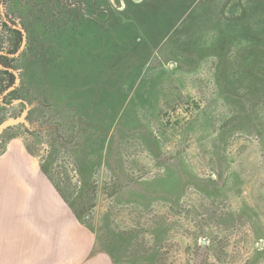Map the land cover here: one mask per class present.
<instances>
[{
  "label": "rangeland",
  "instance_id": "obj_1",
  "mask_svg": "<svg viewBox=\"0 0 264 264\" xmlns=\"http://www.w3.org/2000/svg\"><path fill=\"white\" fill-rule=\"evenodd\" d=\"M173 3L0 0V222L19 164L113 264H264V15Z\"/></svg>",
  "mask_w": 264,
  "mask_h": 264
},
{
  "label": "crops",
  "instance_id": "obj_2",
  "mask_svg": "<svg viewBox=\"0 0 264 264\" xmlns=\"http://www.w3.org/2000/svg\"><path fill=\"white\" fill-rule=\"evenodd\" d=\"M205 1L223 13L235 14V10L248 8L250 15H264V0ZM181 3L182 0H174V8ZM19 170L15 169L14 177L34 178L41 190L38 189L34 200H30L32 204L15 193L13 221L7 219L4 223L0 222V234L6 233V228L13 222L14 264H113L105 253L93 251L94 237L91 232L77 227L76 216L56 190H52L54 187L44 178L46 175L36 171L32 173L34 175H24L18 173ZM1 224L6 226L5 230ZM0 238L8 237L1 235Z\"/></svg>",
  "mask_w": 264,
  "mask_h": 264
},
{
  "label": "water",
  "instance_id": "obj_3",
  "mask_svg": "<svg viewBox=\"0 0 264 264\" xmlns=\"http://www.w3.org/2000/svg\"><path fill=\"white\" fill-rule=\"evenodd\" d=\"M4 21H6V23L7 24H9V25H11V27H13V28H15V29H18L20 32H21V42H20V45H19V47L17 48V50L14 52V53H11V54H6V53H2V54H6V55H9V56H12V57H14V56H17L22 50H23V48H24V46H25V43H26V30L23 28V27H21V26H19V25H16V24H12V23H10L8 20H6L5 18H4ZM0 68L1 69H6V70H8L9 72H11L13 75H14V83L11 85V86H9L4 92H3V94H1L0 95V98H1V96L2 95H4L5 93H7V92H9V91H11V90H13L17 85H18V82H19V74H18V72L14 69V68H12V67H8V66H3L2 64H0ZM203 244L205 243V241L203 240V242H202Z\"/></svg>",
  "mask_w": 264,
  "mask_h": 264
},
{
  "label": "trees",
  "instance_id": "obj_4",
  "mask_svg": "<svg viewBox=\"0 0 264 264\" xmlns=\"http://www.w3.org/2000/svg\"><path fill=\"white\" fill-rule=\"evenodd\" d=\"M3 23H4V25L5 26H7V23H6V21H3ZM14 32L17 34V44L15 45V47H14V51H16L17 50V48L19 47V45H20V42H21V32L18 30V29H14ZM7 58L4 54H2V56L0 55V64H2L3 66H8V64H6V62H4L3 60H1V58ZM8 67H11V66H8ZM0 71L1 72H3L5 75H8L9 77L11 76H13V74L11 73V72H9L8 70H6V69H1L0 68ZM15 78V77H14ZM9 82H10V80H9ZM14 83V80L11 82V84H9L8 86H11L12 84ZM6 89L8 88V87H5ZM5 89V90H6ZM4 90V91H5ZM14 91V90H13ZM12 91V92H13Z\"/></svg>",
  "mask_w": 264,
  "mask_h": 264
},
{
  "label": "bare ground",
  "instance_id": "obj_5",
  "mask_svg": "<svg viewBox=\"0 0 264 264\" xmlns=\"http://www.w3.org/2000/svg\"><path fill=\"white\" fill-rule=\"evenodd\" d=\"M18 163V162H17ZM15 166V165H14ZM16 167V166H15ZM18 167H19V169H20V166H19V164H18ZM15 169L16 168H13V170L11 171V172H14L15 171ZM24 170L26 171V169L24 168ZM24 170H22V169H20L19 171H18V173H20V174H26L25 172H24ZM27 172V171H26ZM15 173V172H14ZM18 175V174H17Z\"/></svg>",
  "mask_w": 264,
  "mask_h": 264
}]
</instances>
